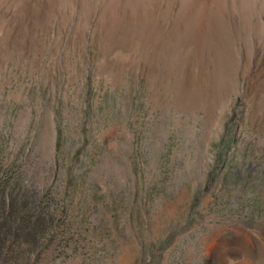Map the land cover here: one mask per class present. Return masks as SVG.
<instances>
[{
  "label": "rangeland",
  "instance_id": "obj_1",
  "mask_svg": "<svg viewBox=\"0 0 264 264\" xmlns=\"http://www.w3.org/2000/svg\"><path fill=\"white\" fill-rule=\"evenodd\" d=\"M32 1L0 0V264H264V0Z\"/></svg>",
  "mask_w": 264,
  "mask_h": 264
},
{
  "label": "bare ground",
  "instance_id": "obj_2",
  "mask_svg": "<svg viewBox=\"0 0 264 264\" xmlns=\"http://www.w3.org/2000/svg\"><path fill=\"white\" fill-rule=\"evenodd\" d=\"M8 1V0H7ZM30 1H32V0H27V2H26V6L28 7V6H30V4H31V2ZM33 2V1H32ZM71 2V1H70ZM216 2H217V0H216ZM72 3V2H71ZM187 5V4H186ZM248 5V4H247ZM1 6V5H0ZM210 6H212V2H211V0H197L196 1V3L194 4V7L197 9V8H199V9H201V12H202V14H201V17H203V20H205L206 19V17L208 16V14H209V8H210ZM185 7V6H184ZM222 8V7H221ZM187 9V8H186ZM194 9V8H193ZM223 9V8H222ZM221 9V10H222ZM188 10V9H187ZM2 11V10H1ZM0 11V13H2V15H1V17L2 16H4L3 18H8V16H10L11 14H12V10L10 9V11H12V12H10V11H8V10H4V11H2L1 12ZM185 11V10H184ZM151 12H152V10H151ZM184 13V12H183ZM8 14V15H7ZM185 14V13H184ZM199 14V13H198ZM197 14V15H198ZM219 15V14H218ZM47 16V15H46ZM11 17V16H10ZM9 17V18H10ZM186 17V16H185ZM3 18H0V20L2 19V21H4V19ZM62 18V17H61ZM65 18V17H64ZM197 18V17H196ZM67 19V18H66ZM154 19V18H153ZM173 19H175V18H173ZM178 19V18H177ZM188 19H190V18H188ZM198 19V18H197ZM8 20V19H7ZM12 19H10V21H11ZM169 20V19H168ZM180 20V19H179ZM225 20V19H224ZM187 21V20H186ZM206 21V20H205ZM204 21V22H205ZM56 22V21H55ZM176 22V21H175ZM67 23V22H66ZM182 23V22H181ZM232 23V22H231ZM22 24H24V23H22ZM49 24H51V23H49ZM71 24V23H70ZM186 24V23H185ZM205 24H206V22H205ZM216 24V23H215ZM1 25V24H0ZM227 25V24H226ZM187 27H188V25H187ZM2 28V27H1ZM158 28V27H157ZM199 31H200V29H199ZM201 33L202 34H204V35H206L205 34V32H204V29L203 30H201ZM22 36H23V34H21ZM203 35V36H204ZM188 36V35H187ZM202 36V37H203ZM214 36V35H213ZM202 37L200 38V39H202ZM208 37V36H207ZM11 38V37H10ZM217 38V37H216ZM6 40V39H5ZM199 40V39H198ZM19 42V41H18ZM31 43V42H30ZM29 43V44H30ZM33 43H34V41H33ZM33 43H32V45H33ZM68 43V42H67ZM200 43V42H199ZM16 44H17V42H16ZM36 44V43H35ZM34 44V45H35ZM201 45H203L202 43H201ZM8 46V45H7ZM209 46V45H208ZM35 48H36V46H34ZM202 47V46H201ZM207 47V46H206ZM2 48H3V46H2ZM28 49V48H27ZM38 49V48H37ZM262 49V48H261ZM1 50V49H0ZM4 50H5V48H4ZM30 50V49H29ZM206 50V49H205ZM6 51V50H5ZM24 51H26V49L24 50ZM28 51V50H27ZM20 52V51H19ZM22 52V51H21ZM206 52V51H205ZM13 53V52H12ZM2 54H3V52H2ZM2 54H1V56H2ZM14 55H15V53H14ZM3 56H5V55H3ZM191 56V55H190ZM196 56V55H195ZM261 63H263L264 64V47H263V50L261 51V57H260V61L258 62V63H256L255 64V69H256V71L257 70H260V65H261ZM252 70V69H251Z\"/></svg>",
  "mask_w": 264,
  "mask_h": 264
},
{
  "label": "trees",
  "instance_id": "obj_3",
  "mask_svg": "<svg viewBox=\"0 0 264 264\" xmlns=\"http://www.w3.org/2000/svg\"><path fill=\"white\" fill-rule=\"evenodd\" d=\"M5 185L4 184H2V183H0V199H2L1 197H3L5 194ZM2 202H4L3 200H1L0 201V203H1V205H0V208H1V210H2V207H3V204L4 203H2ZM2 206V207H1ZM14 211V209H11V212H13ZM27 218H31V216H21V220H24L25 222H26V220H27ZM33 218V217H32ZM40 220V218H37L35 221H32V222H29V221H27L26 222V224H28L27 225V228H25V229H23V231H24V234H25V236L26 237H28V236H30V234H31V232H33L32 230H33V228H35L36 227V225L37 224H39V221ZM24 224H22V226H23ZM46 230H45V228H44V230H42V233L43 232H45ZM36 233H38L37 231H36Z\"/></svg>",
  "mask_w": 264,
  "mask_h": 264
}]
</instances>
